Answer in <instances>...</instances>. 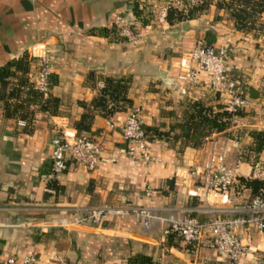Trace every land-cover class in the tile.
I'll return each mask as SVG.
<instances>
[{
  "label": "crops",
  "instance_id": "1",
  "mask_svg": "<svg viewBox=\"0 0 264 264\" xmlns=\"http://www.w3.org/2000/svg\"><path fill=\"white\" fill-rule=\"evenodd\" d=\"M137 1L144 3L140 14L147 19L148 2L173 0H0V65L23 53L48 52L53 63L48 94L57 98L55 112L30 104L28 121L5 116L0 99V259L13 255L21 264L31 255L30 264H125L128 255L142 252L154 264L220 260L210 248L190 250L176 237L168 242L164 230L168 217L186 213L201 219L215 213L235 216L254 194L239 180L253 167L242 158L225 195L208 192L195 169L213 151L235 163L246 130L264 127V32L235 29L227 12L212 1L192 17L154 24L132 44L118 34L112 18L115 12H132ZM202 40L225 49L236 88L246 89V113L231 126L243 129L240 138L213 132L198 146L178 150V141L148 137L150 152L160 160L145 164L129 158L120 150L119 129L129 109L137 108L142 125L164 131L179 117L185 100L200 99L213 107L224 102L208 87L203 71L195 82L178 77L181 64H190L188 51ZM105 76L128 78L131 103L109 116L91 110L89 127L81 132L99 142L100 159L92 169L67 160L52 179L55 187L48 186L53 139L60 131H75L74 121L84 111L80 101L88 103ZM258 158L264 162V153ZM97 209L103 213L96 222H69ZM138 209L150 212L147 226ZM244 233L240 227L241 241ZM250 237V248L233 264H252L264 248L257 231Z\"/></svg>",
  "mask_w": 264,
  "mask_h": 264
},
{
  "label": "built area",
  "instance_id": "2",
  "mask_svg": "<svg viewBox=\"0 0 264 264\" xmlns=\"http://www.w3.org/2000/svg\"><path fill=\"white\" fill-rule=\"evenodd\" d=\"M194 3L198 0H186ZM181 0H173L172 5L181 6ZM169 2L157 4L155 1L147 3L145 22L141 21L142 16H136L132 12H115L112 22L118 34L132 44L139 43L151 30L154 24L166 21V9ZM144 3L137 1V8L143 9ZM150 11V12H149ZM149 12V13H147ZM34 60L32 65L31 79L33 85L43 94L48 91L49 75L53 70V63L48 52L40 54L29 53ZM190 64L183 62L182 71L178 77L188 82H195L197 73L203 71L206 75L205 82L208 87L223 96L224 107L229 111H234L242 106L245 99L236 89V82L231 71L225 63V49L221 46L203 44L197 41L192 49L187 53ZM185 65V66H184ZM238 117H232V122L236 123ZM123 145L120 150L129 158L139 160L145 164L159 161V157L150 152L147 138L142 128L141 118L137 108L128 110L122 123L119 126ZM50 151V168L46 173L47 179H53L60 173L66 165L67 160L74 161L92 169L100 159V144L87 134L81 132L71 134L60 131L53 139ZM237 157L235 163L231 164L225 159L222 151L210 152L195 169L199 182L212 194L225 195L233 181L238 175ZM256 161L252 168V175L260 180L258 192L242 202L236 210L235 216H226L215 213L207 219L186 213L180 217H168L166 233H172L184 243H190L192 249L199 246L210 248L225 264H233L241 254L250 248V233L255 230L259 233L261 241L264 243V175L260 171ZM145 193L148 189L145 188ZM103 211L97 209L85 216L69 219L70 223L80 224L86 219L93 222L99 220ZM136 214L141 216L142 223L147 226L150 212L138 209ZM243 227L245 233L244 241H241L239 228ZM33 260L31 255L24 256L21 264H30ZM0 264H15V257L9 255L0 259ZM252 264H264V248L259 249V254L254 258Z\"/></svg>",
  "mask_w": 264,
  "mask_h": 264
},
{
  "label": "trees",
  "instance_id": "3",
  "mask_svg": "<svg viewBox=\"0 0 264 264\" xmlns=\"http://www.w3.org/2000/svg\"><path fill=\"white\" fill-rule=\"evenodd\" d=\"M216 8H223L233 22L235 29L242 32L262 33L264 24V0H198L188 3L182 0L181 6L177 7L169 2L166 9V21H174L192 17L206 9L210 2ZM132 13L142 16L141 9L137 8V2L132 4ZM147 19L141 18L142 22ZM203 44H212L210 40H202ZM33 57L29 53H23L18 57L6 60L0 65V99L3 100L4 115L7 117L19 116L28 121L32 109L30 104H36L38 109L55 112L57 98L49 95L48 91L43 94L34 87L31 79V62ZM51 75V74H50ZM50 75L49 83L50 85ZM14 77L11 80L10 77ZM128 78L124 76H105L103 86L99 88L97 94L87 103L80 101L84 111L79 118L74 121L75 133L87 130L92 117L91 110H97L104 116L111 115L114 111L121 110L131 103L126 96ZM242 96L244 89L236 88ZM248 93H251L249 88ZM219 94L218 92H215ZM14 101L10 102L9 98ZM182 109L179 117L175 119L167 130H159L154 125H142L146 138H164L178 141V150L184 145L192 147L198 146L207 136L213 132L225 131L229 137L238 139L243 133V129L231 128L232 117H240L246 112L240 106L234 111H229L224 107V102H217L213 105L205 103L200 99H188L181 103ZM228 129V130H227ZM248 136L246 142L242 143L240 157L248 161L252 166L257 161L261 152L264 153V127H252L246 130ZM264 175V168L262 170ZM239 180L248 186L252 193H257L260 181L256 178L239 177ZM47 185L55 187L52 179L47 180ZM172 233H167V241L171 242ZM178 238V237H176ZM179 239V238H178ZM188 249H192L190 243H184ZM125 264H154L150 255L142 252H133L126 257ZM205 264H224L220 260H209Z\"/></svg>",
  "mask_w": 264,
  "mask_h": 264
},
{
  "label": "rangeland",
  "instance_id": "4",
  "mask_svg": "<svg viewBox=\"0 0 264 264\" xmlns=\"http://www.w3.org/2000/svg\"><path fill=\"white\" fill-rule=\"evenodd\" d=\"M150 12V11H149ZM149 12H147V13H149ZM241 146H242V144H241ZM240 155H241V151H240ZM241 158V157H240ZM257 161H258V164H257V166H259V170L261 171V170H263V168H264V162H262V160H260L259 158L257 159ZM254 165V164H253ZM253 168V167H252ZM247 178H256V177H254L253 175H252V169H251V171H250V173H249V175L247 176ZM256 179H258V178H256ZM259 180V179H258ZM260 181V180H259Z\"/></svg>",
  "mask_w": 264,
  "mask_h": 264
}]
</instances>
